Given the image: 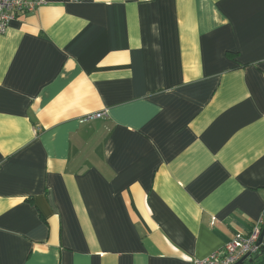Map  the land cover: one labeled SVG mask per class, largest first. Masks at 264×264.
Listing matches in <instances>:
<instances>
[{"label": "crops", "instance_id": "crops-1", "mask_svg": "<svg viewBox=\"0 0 264 264\" xmlns=\"http://www.w3.org/2000/svg\"><path fill=\"white\" fill-rule=\"evenodd\" d=\"M263 210L264 0H45L0 34V264H193Z\"/></svg>", "mask_w": 264, "mask_h": 264}, {"label": "built area", "instance_id": "built-area-1", "mask_svg": "<svg viewBox=\"0 0 264 264\" xmlns=\"http://www.w3.org/2000/svg\"><path fill=\"white\" fill-rule=\"evenodd\" d=\"M44 1L45 0H0V34L7 29L12 20L22 14L33 12L38 6L43 4ZM105 114L106 110L89 112L81 116L79 122L95 119ZM263 225L264 210L248 231L234 234L221 249L213 251L205 257L195 259L193 264H234L245 254H249L247 258H250L261 245H264V240L257 243Z\"/></svg>", "mask_w": 264, "mask_h": 264}, {"label": "trees", "instance_id": "trees-1", "mask_svg": "<svg viewBox=\"0 0 264 264\" xmlns=\"http://www.w3.org/2000/svg\"><path fill=\"white\" fill-rule=\"evenodd\" d=\"M240 264H264V245H261L250 258L244 260Z\"/></svg>", "mask_w": 264, "mask_h": 264}, {"label": "water", "instance_id": "water-1", "mask_svg": "<svg viewBox=\"0 0 264 264\" xmlns=\"http://www.w3.org/2000/svg\"><path fill=\"white\" fill-rule=\"evenodd\" d=\"M264 240V225L262 227L259 239L257 243H260ZM249 256V254H245L243 255L239 260H237L234 264H240L241 262H243L245 259H247V257Z\"/></svg>", "mask_w": 264, "mask_h": 264}, {"label": "rangeland", "instance_id": "rangeland-1", "mask_svg": "<svg viewBox=\"0 0 264 264\" xmlns=\"http://www.w3.org/2000/svg\"><path fill=\"white\" fill-rule=\"evenodd\" d=\"M248 259V258H247Z\"/></svg>", "mask_w": 264, "mask_h": 264}]
</instances>
